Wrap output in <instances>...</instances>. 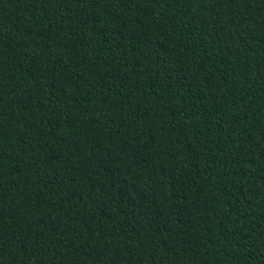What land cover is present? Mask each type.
Returning a JSON list of instances; mask_svg holds the SVG:
<instances>
[{
	"label": "trees",
	"instance_id": "trees-1",
	"mask_svg": "<svg viewBox=\"0 0 264 264\" xmlns=\"http://www.w3.org/2000/svg\"><path fill=\"white\" fill-rule=\"evenodd\" d=\"M0 264H264V0H0Z\"/></svg>",
	"mask_w": 264,
	"mask_h": 264
}]
</instances>
